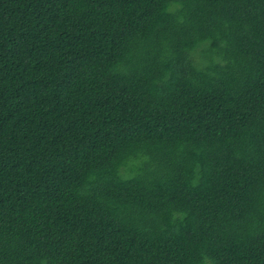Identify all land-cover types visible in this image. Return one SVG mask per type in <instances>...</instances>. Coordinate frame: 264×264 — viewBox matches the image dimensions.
I'll use <instances>...</instances> for the list:
<instances>
[{"label": "trees", "instance_id": "1", "mask_svg": "<svg viewBox=\"0 0 264 264\" xmlns=\"http://www.w3.org/2000/svg\"><path fill=\"white\" fill-rule=\"evenodd\" d=\"M0 264H264V0H0Z\"/></svg>", "mask_w": 264, "mask_h": 264}]
</instances>
